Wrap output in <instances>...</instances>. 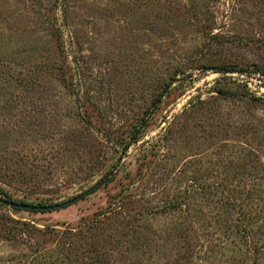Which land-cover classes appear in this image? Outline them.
I'll list each match as a JSON object with an SVG mask.
<instances>
[{"label": "rangeland", "instance_id": "374dc122", "mask_svg": "<svg viewBox=\"0 0 264 264\" xmlns=\"http://www.w3.org/2000/svg\"><path fill=\"white\" fill-rule=\"evenodd\" d=\"M0 264H264V0H0Z\"/></svg>", "mask_w": 264, "mask_h": 264}, {"label": "water", "instance_id": "95a60500", "mask_svg": "<svg viewBox=\"0 0 264 264\" xmlns=\"http://www.w3.org/2000/svg\"><path fill=\"white\" fill-rule=\"evenodd\" d=\"M5 202L10 206L23 208V209H29V210H37V209L51 210V209H55V208L59 207V204L39 206V205H32V204H28V203L9 201V200H6Z\"/></svg>", "mask_w": 264, "mask_h": 264}, {"label": "trees", "instance_id": "16d2710c", "mask_svg": "<svg viewBox=\"0 0 264 264\" xmlns=\"http://www.w3.org/2000/svg\"><path fill=\"white\" fill-rule=\"evenodd\" d=\"M229 67V68H228ZM226 66L225 68L227 69H229V70H235V69H237L235 66ZM244 69V68H243ZM243 69H240V70H243ZM160 97V96H159ZM159 97L155 100V101H158L159 100ZM155 101H154V104H155ZM142 124H145V123H142ZM134 138H137V135L136 136H134Z\"/></svg>", "mask_w": 264, "mask_h": 264}]
</instances>
